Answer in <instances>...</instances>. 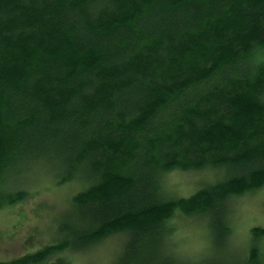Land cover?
I'll return each mask as SVG.
<instances>
[{"label":"trees","instance_id":"trees-1","mask_svg":"<svg viewBox=\"0 0 264 264\" xmlns=\"http://www.w3.org/2000/svg\"><path fill=\"white\" fill-rule=\"evenodd\" d=\"M206 168L221 179L165 192L167 173ZM35 169L83 189L55 244L0 264L121 234L124 264H264L256 246L199 263L166 250L182 216L223 251L231 200L264 188V0H0V209Z\"/></svg>","mask_w":264,"mask_h":264},{"label":"rangeland","instance_id":"rangeland-1","mask_svg":"<svg viewBox=\"0 0 264 264\" xmlns=\"http://www.w3.org/2000/svg\"><path fill=\"white\" fill-rule=\"evenodd\" d=\"M37 170L19 179L21 187L13 185L15 189L19 187L14 192L26 191L28 197L0 209V262H11L55 244L60 222L69 212L71 199L83 189L80 181L55 186L53 174L52 178L43 177ZM221 177V172L206 168L167 173L162 182L171 198H188L205 184ZM227 220L229 230L221 251L214 247L212 234L204 221L178 216L173 220L172 234L166 243L168 254H173L180 262L199 263L217 252L233 259L244 258L256 246L264 260V238L254 241L253 234L256 228L264 229V188L233 198ZM124 243L122 234L113 236L89 249L72 251L75 250L72 247V250L56 253L41 264H55L60 259L63 264H124Z\"/></svg>","mask_w":264,"mask_h":264},{"label":"bare ground","instance_id":"bare-ground-1","mask_svg":"<svg viewBox=\"0 0 264 264\" xmlns=\"http://www.w3.org/2000/svg\"><path fill=\"white\" fill-rule=\"evenodd\" d=\"M16 177V176H15ZM19 177V176H18ZM10 178V177H9ZM14 178V177H13ZM38 178V177H37ZM30 182V181H29ZM22 186V185H21ZM31 186V185H30ZM256 191V190H255ZM249 195V194H248ZM242 199V198H241ZM242 201H243V199H242ZM235 202V201H234ZM236 205V204H235ZM167 237V236H166ZM33 247V246H32ZM26 251V250H25ZM34 252H36V251H34Z\"/></svg>","mask_w":264,"mask_h":264}]
</instances>
